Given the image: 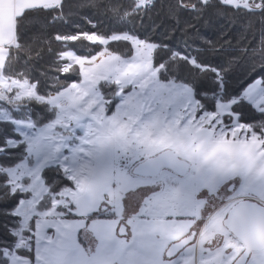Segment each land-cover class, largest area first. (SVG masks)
Masks as SVG:
<instances>
[{
    "label": "snow or ice",
    "instance_id": "snow-or-ice-1",
    "mask_svg": "<svg viewBox=\"0 0 264 264\" xmlns=\"http://www.w3.org/2000/svg\"><path fill=\"white\" fill-rule=\"evenodd\" d=\"M65 6L0 0V264H264V119L243 117H264V40L240 50L259 72L229 90L227 67L187 40L135 31L157 0H104L92 6L115 28L52 37L100 50L59 52L41 88L20 71L22 29L63 22ZM166 9L264 27V0Z\"/></svg>",
    "mask_w": 264,
    "mask_h": 264
},
{
    "label": "trees",
    "instance_id": "trees-1",
    "mask_svg": "<svg viewBox=\"0 0 264 264\" xmlns=\"http://www.w3.org/2000/svg\"><path fill=\"white\" fill-rule=\"evenodd\" d=\"M103 2L104 0H91L86 4V0H65L64 21L49 25L45 29H38L33 23L26 22L22 31L32 41L33 51L28 57L26 70L22 62L20 71H26L28 78L38 81L40 87L43 88L46 83L55 79L52 72L60 63L57 60L59 52L71 50L78 54H88L100 50L98 46H92L83 40L63 44L56 42L52 37L57 33L71 35L78 31H91V26L87 23L88 20H92L103 32L115 28L116 25L108 18L104 10L90 6ZM168 3L170 0H157L156 8L133 22L135 31L151 40L171 42L177 46H182V41L187 40L202 53L201 58L204 61L213 66L227 67L229 74L226 79L229 90H235L259 72V61L242 56L240 51L242 48L256 46L258 41L264 40V36L261 35V32H264V27L255 18L250 21L251 28L248 27L244 19L230 20L222 10L217 9H209L202 17L193 18L191 14H187L177 19L167 14L166 5ZM213 17H216L215 22ZM217 20L220 25L218 24L219 27L216 28ZM205 22L209 25L208 31L215 32L211 37L200 36L202 28L207 26ZM113 47L119 46L113 45ZM259 54L257 53V55ZM253 64L256 65L254 70ZM210 76L209 73L201 81L202 86L207 89L214 86L209 79ZM67 82L63 76L59 77L60 84ZM243 117L249 122L264 119L258 113L250 110H245Z\"/></svg>",
    "mask_w": 264,
    "mask_h": 264
},
{
    "label": "rangeland",
    "instance_id": "rangeland-1",
    "mask_svg": "<svg viewBox=\"0 0 264 264\" xmlns=\"http://www.w3.org/2000/svg\"><path fill=\"white\" fill-rule=\"evenodd\" d=\"M91 2V0H86V4L87 3H90ZM90 6H92V5H90ZM216 18V17H215ZM215 18L213 17V20H214V22H215ZM225 19H227L228 20V18H225ZM218 24H219V21L217 20V23L215 24L216 25V28L217 27H219L218 26ZM205 25H207V26H205L204 28H202V32L200 33V36L202 37V36H205V35H207L208 37H211L213 34H215V32L214 31H208L210 28H209V25L208 24H206V22H205ZM220 25V24H219ZM184 28H187L186 26H183ZM212 29V28H211ZM222 53H225V52H223L222 51Z\"/></svg>",
    "mask_w": 264,
    "mask_h": 264
}]
</instances>
